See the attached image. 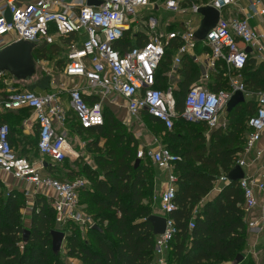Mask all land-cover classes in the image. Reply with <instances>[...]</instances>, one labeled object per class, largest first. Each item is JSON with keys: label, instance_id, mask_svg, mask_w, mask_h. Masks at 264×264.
Masks as SVG:
<instances>
[{"label": "built area", "instance_id": "built-area-1", "mask_svg": "<svg viewBox=\"0 0 264 264\" xmlns=\"http://www.w3.org/2000/svg\"><path fill=\"white\" fill-rule=\"evenodd\" d=\"M86 0H0V51L15 42L32 45V53L49 45L61 48L64 57L63 76L73 83L67 95V109L63 107L56 88L53 92L36 94L28 89L15 91L7 83L9 75L0 71V111L25 109L33 116L37 126L35 152L37 160L18 156L8 142V127L0 125V174L9 176L19 186L25 203L32 205L36 196L49 200L54 213L55 226L65 236L70 226L87 231L94 223L83 212L79 191L87 187L84 178L58 181L43 173V164L56 166L76 156L67 144L66 124L72 120L79 130L102 126L103 102L109 95L119 97L128 117L143 113L170 131L175 121L185 124H203L207 130L217 128L219 113L230 96L239 91L243 98L249 93L239 83L250 54L264 61V0H95L97 6H86ZM210 7L218 13L215 25L201 43L207 48L202 62L200 80H206L219 70L228 75L226 90L213 92L199 83L190 85L183 97L182 109L176 111L174 86L169 81L179 66L181 57L197 42L188 19L181 29L167 31L174 20L149 16L134 30L144 37L138 45L126 50L114 49V44L136 23L138 14L162 10L173 16H200V8ZM245 10V14L242 11ZM225 12H232L233 15ZM201 17V16H200ZM255 21L256 28L250 24ZM163 27V30L161 29ZM9 37L5 42L3 37ZM176 40V49L170 68L165 74L166 84H157L156 70L170 43ZM66 41H68L66 43ZM245 48L250 53H245ZM252 58V56H251ZM36 64L40 60L35 61ZM34 62V64H35ZM232 73L233 75H230ZM167 78V79H166ZM98 97L94 102L84 94ZM252 94V92H251ZM255 109L247 118L243 153L253 150L256 169L242 173L237 187L242 193L245 230L254 239L264 242V150L253 149L264 132V91L253 92ZM68 112L70 115H68ZM136 158H145L163 175L159 194L158 216L164 219V231L155 236L153 257L147 264H166L164 253L176 229L169 217L177 209L174 203L177 190L176 164L179 158L154 141L148 148L136 152ZM45 159V160H43ZM234 165L241 170L247 163L236 159ZM226 174L215 181L227 183ZM193 228L192 221L187 224ZM264 257V243H263Z\"/></svg>", "mask_w": 264, "mask_h": 264}, {"label": "trees", "instance_id": "trees-1", "mask_svg": "<svg viewBox=\"0 0 264 264\" xmlns=\"http://www.w3.org/2000/svg\"><path fill=\"white\" fill-rule=\"evenodd\" d=\"M176 23L171 24L167 31H173L172 27L182 28L180 23ZM130 30L114 44V49L126 50L142 41L144 36L141 33L132 35ZM178 45V42L174 40L165 50L162 57L164 60L161 59L155 72L157 80L155 87L162 88L166 84L163 74L167 71L164 69V72L160 73L159 68L161 62L166 65L171 63ZM169 50L172 54L165 55ZM57 51H61V48L49 45L34 51L32 55L35 60H44L47 54L54 55ZM177 72L183 78L178 89L174 91L175 108L177 112H180L187 88L198 82L200 74L191 59H187L185 56L181 57V64ZM222 73L223 70L218 69V72L213 74L212 81L207 85L209 90L217 92L227 89V82H221L223 80ZM241 74H243L241 83L247 91H264V64L255 67L253 59L250 57ZM182 93L183 97L180 98ZM251 103L238 105L227 114L228 118L237 115V111L242 105L243 110L247 111ZM254 109L255 102L248 117ZM104 116L105 107H103V124ZM145 117L159 130L166 131L153 118L147 115ZM105 120L106 130H113L115 123L111 118H105ZM232 123L234 129H241L238 122ZM1 124H5V122L0 121ZM177 125L183 127V125L194 124L175 121L172 129ZM195 125L204 126L203 124ZM102 126L87 130L77 128V130L100 136L102 135ZM165 135L168 139L172 138L170 133ZM187 135L188 142L183 145L184 149L179 154L180 161L177 162L175 169L177 190L174 203L177 209L171 212L169 217L174 223L176 233L164 253L166 264H223L231 262L233 264H252L242 254L245 224L241 209L243 197L237 183L222 186L212 201L203 202L212 190L214 181L234 166L236 156L243 151L245 135L234 138L233 134L223 133L221 128L209 132L208 139L201 133L192 134L189 132ZM8 142L13 148L9 139ZM35 142L36 138L35 141L29 140V144L33 146L32 153L37 156ZM130 143L136 145L132 140ZM23 144L21 146L26 153L18 156L28 157L31 154L27 155V147ZM162 147L174 154L169 148ZM174 155L176 156V154ZM135 160L136 155L134 157L131 148H129L118 158L112 155L107 159L98 160L97 164L100 167L96 171H81L83 176L73 178L56 177L53 172L55 166H44L45 173L58 181H70L84 177L88 182V188L79 191V203L82 205L80 199L86 197L93 208L90 211L87 207H83V212L90 217L94 225L97 220L100 224L104 221L108 223L101 230L97 228L83 232L75 226L68 228L69 234L64 236V251L68 258L76 261V264H147L152 259L155 236L151 232L150 224L146 221L147 217L151 215L149 205L152 190L148 184L149 170L143 164L142 159H138V164H135ZM102 161L103 163H101ZM3 199H0V222L2 221L0 224V264H50V260H52L51 264H64L60 260H56L50 250L49 232H61V230L55 226L54 213L49 200L41 195L34 198L29 213L28 229L23 230L20 226V217L17 216L18 211L22 208L23 196L16 190H8ZM94 208H99V210H94ZM1 209L5 213H2ZM100 209L112 212L108 216L102 217ZM190 221H192L193 228L188 229L187 224ZM239 255L243 259L236 262V256Z\"/></svg>", "mask_w": 264, "mask_h": 264}, {"label": "rangeland", "instance_id": "rangeland-1", "mask_svg": "<svg viewBox=\"0 0 264 264\" xmlns=\"http://www.w3.org/2000/svg\"><path fill=\"white\" fill-rule=\"evenodd\" d=\"M150 1L151 3H153V2H158L160 0H150ZM199 1L207 2L208 0H199ZM136 13L138 14L137 21L136 23H133L130 27L131 34L134 32V30L138 29L141 26V23L146 19V17L152 16L157 19H162L161 26L163 25L166 19L171 20L172 18V15L169 16L165 15L161 10L157 12L151 9L149 12L141 13V9H138L136 10ZM161 29L163 30V27H161ZM172 30H176V29L172 27ZM3 39L5 42L9 41V37L7 36H4ZM61 51H57L54 55L47 54L46 58L44 60H40L42 62L38 64H36L35 62L36 60L31 55V59L33 63L35 62L33 74L30 77H26L25 79L18 81H16L12 77L9 78L7 77L6 79L7 83L10 84L9 88L14 89L15 91H23L27 87H30L31 85H34L36 83L37 85H34V88L37 90H43L47 88V82H48L47 80H50V82H48L50 87L52 85H55L52 84V82L56 81L55 82L57 83L56 86L59 88V90H62V94H61L62 105L64 108L67 109L66 93L69 89L72 88L73 84L69 79H66L63 76L62 68L64 64V59H63L64 57L62 56ZM196 52L206 53L207 48L198 47L196 49ZM169 53L172 54V52L169 50L166 52L165 55ZM186 58L190 59L188 57ZM191 62L195 65L198 72H201L202 70L201 63L199 61H194V60H191ZM165 65H166L165 63L161 62L159 68L161 70L159 71L160 73L161 72L163 73L164 69L168 71V69L170 68V62L166 65V67H164ZM179 67H176L175 70H178ZM230 75L233 74L230 73ZM222 77L223 80L221 82H227L228 84L227 81L228 75L222 73ZM212 79H213V74L211 76H208L206 80H200V83L198 81V83L201 84L202 86L207 87V85L212 81ZM242 80H243V74H240V76L238 77V81L241 82ZM4 87L5 86L0 83V90L4 89ZM182 97H183V93L181 94L180 98ZM249 102L252 103L250 108L247 109V111L243 110V105H242L237 111V115L230 118H228V115L225 113V109L223 108L219 113L218 125L216 129L221 128L223 133L225 132V134H233V136H235L234 138H239L240 135H246L247 132H246L245 122L255 102L253 92L252 94L251 92L249 93V96L245 98L243 104ZM110 112L111 111H109L105 107L104 124L102 126L103 130H102V135L100 136H95L92 134H87L86 132L83 131H79L77 130V127L73 124V122L71 123L72 130L71 132H68L67 144L70 150L73 152V154H75L76 158L75 160H65L64 162L53 167V172L56 177L73 178L76 176H83L80 173L81 171H88V170L96 171L97 168L100 167L97 164L98 160L107 159L112 155H115L118 158L123 154L124 151L128 150L129 148H131L132 155L135 157L136 152L138 150L145 148L147 144H152L154 141H156L157 144L160 146H165L169 148L172 153L176 154V156L179 158L180 161L179 154L184 149L183 145L187 144L188 142L187 134L189 132H192V134L201 133L204 136L209 134L206 128L202 125L200 126L183 125V127H180L181 125H177L169 132L163 130L161 131L159 130L158 127L150 123V121H148V119L145 117L143 113H140L137 117L133 118V117H128L125 111L123 110V108L114 110V113L113 112L110 113ZM68 115H70L69 112ZM105 118H111L113 123H115L113 130L111 131L106 130ZM232 122H238V124L241 126V129L238 128L234 129ZM241 131L242 133H240ZM166 133H170L172 138L168 139L165 135ZM130 140L134 141L136 145L134 146L132 143H130ZM23 145L27 147L26 150L30 152L31 160H37L38 157L33 155L32 153L33 146L29 144V140L25 141ZM142 162L147 166L149 170L148 184L152 190L155 184L158 185L160 184V182H162L163 175L160 171H157L153 167V165L149 162V160L142 158ZM101 163H103V161ZM12 181L16 187L19 186V184L16 181H14L13 179ZM9 188L12 187L7 181L4 182L0 180L1 200H4L3 198H5ZM86 188H88V185ZM80 201L84 208L87 207V209L91 211L93 205H91L88 202V199L86 197L81 198ZM21 205L22 208L18 211L17 216L20 217L21 228L23 230H27L29 215H30L29 213L32 205L25 203V201H23ZM94 210H99V208H94ZM100 210L102 217H106L109 215L110 212H112L106 209H100ZM1 212L5 213L3 209H1ZM97 222H95L94 226L99 230L103 229L108 224L106 221H104L102 224ZM1 223L2 221L0 222V224ZM79 237L85 238L83 236H79ZM110 241L112 240L110 239ZM53 255L55 256L56 260H60L64 264H76V261L66 256V253L64 251V241H62L61 248L58 251V253ZM51 262L52 260L49 261L50 264ZM223 264H233V262L223 263Z\"/></svg>", "mask_w": 264, "mask_h": 264}, {"label": "crops", "instance_id": "crops-1", "mask_svg": "<svg viewBox=\"0 0 264 264\" xmlns=\"http://www.w3.org/2000/svg\"><path fill=\"white\" fill-rule=\"evenodd\" d=\"M158 11L159 10H157V12ZM242 11L244 12L242 14L246 13L243 8H242ZM163 14L168 15V16L170 15L169 13L164 12V11H163ZM227 14L233 15L232 12H229V13L225 12L224 13V15H227ZM171 19L174 20V23L178 22L180 24L184 20L188 19V23H189L190 28H192L195 32L200 26V22H201L202 17L193 16V15L188 16V18H187V16H173ZM250 24L252 26H255L256 28L260 27V26L256 25L255 21H253V20L250 22ZM55 46H57V45H55ZM198 47H204L202 45L201 41H197L195 43V46L192 49L188 50L184 56L190 58L191 60L199 61L201 63V66H202V64H203L202 62H204L207 52L206 53H201V52L197 53L196 49ZM31 55H32V51H31ZM250 55L252 56L253 63H254L255 67L259 64H264V61H260L256 58H254V56L252 54H250ZM32 57H33V55H32ZM40 62H42V61H40ZM64 62H65V60H64ZM180 64H181V62H180ZM180 64H179V66H180ZM170 65H171V63H170ZM34 66H35V64H34ZM165 74L166 73H164L163 76H165ZM199 74H200V72H199ZM8 75H9V77H12L10 74H8ZM199 77H200V75H199ZM182 79H183L182 75L180 73H178L176 70L175 74L169 80L171 82V85L174 86L175 91L178 89V87H179L178 85L180 84ZM16 81H18V80H16ZM47 81L50 82V80H47ZM48 82H47V88L43 89V90L35 89L34 85H37L36 83L34 85H31L30 87H27L26 89H28V90L36 93V94H42V93H47L48 90H49V92H53L56 90V88H58L56 86L57 83H55L56 81L52 82V84H55V85H52L51 87H50ZM71 83L72 84L73 83H80V81L72 79ZM239 83H241V82L239 81ZM248 92H250V91H248ZM61 94H60V98H61ZM83 97L88 102H94L98 99V97L96 95L87 94V93H85ZM245 98H247V97H245ZM245 98H244V100H245ZM66 99H67V95H66ZM123 106H124V104H123L122 100L119 97L113 96V95L107 96L103 102V107H106L109 111H111L113 113H114V110H117L119 108H123V110H124ZM0 121L5 122V124L8 126V130H9L8 139L13 144L12 149L16 153V155L25 154L26 151L24 153V150L22 149L21 144L25 143V141H27V140H34L35 141L36 132H37V126L35 124L33 116L30 114V112L28 110H25V109L16 110V111H0ZM72 122L73 121L71 120V121L67 122V124H66L67 135H68V132H71V130H72V126H71ZM210 131H212V130H207V132H210ZM205 137H206V139H208V135H206ZM149 145H151V144H147V146H145V148H148ZM255 148L264 150V132L261 134L259 142L254 146L253 149H255ZM29 154H30V152H27V155H29ZM25 157H27V156H25ZM27 158L31 159L30 155ZM236 159L242 160L248 164L247 167L242 169V173H245V174L252 173L258 165V162H256V160H254L253 150H251L249 153H243V151H242V153H240L236 156ZM44 173H45V171H44ZM224 174H227V173H224ZM7 177L8 176H4V175L0 174V180L4 181V182L7 181L11 185L12 188H9L8 190L15 189L16 186L13 183L12 179L10 177H8V178ZM162 183H163V179H162V182H160V184H158V185L155 184L152 188V191H151V200H150L151 202H150L149 206L151 208V214H153V215H159L158 214L159 194L162 190ZM224 185H227V183H225V184L220 183V182H216L215 184L213 183L212 190L204 198L203 202L212 201L215 198V196L219 193L220 188ZM143 204H146V202H143ZM263 243H264L263 239H261L260 241L256 240L253 238L252 235L248 234L247 231L245 230L244 247L242 250V254L245 257H247L252 264H264ZM239 256H241V255H239ZM242 259H243V257H242Z\"/></svg>", "mask_w": 264, "mask_h": 264}, {"label": "water", "instance_id": "water-1", "mask_svg": "<svg viewBox=\"0 0 264 264\" xmlns=\"http://www.w3.org/2000/svg\"><path fill=\"white\" fill-rule=\"evenodd\" d=\"M86 6H97L98 3L95 0H86ZM198 13L202 17L199 28L194 32V38L197 41L204 39L210 29L215 25L218 19V13L210 8L204 7L198 10ZM32 45L27 42H15L0 51V71L7 72L16 80H23L26 77H30L34 72V63L31 59ZM250 49L245 48V53H249ZM244 102V98L241 92L235 91L225 104V113L228 114L232 109L241 105ZM139 160H135V164H138ZM45 164H43V167ZM242 170L239 166L235 165L230 169L225 178L228 184L237 182L242 178ZM146 221L151 226V232L154 236L161 235L164 231V219L158 215L151 214L147 217ZM91 229H97L94 225ZM50 250L53 254L58 253L61 248L62 241H64V235L59 231H50ZM242 259L241 256H236V262Z\"/></svg>", "mask_w": 264, "mask_h": 264}]
</instances>
